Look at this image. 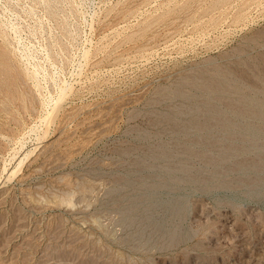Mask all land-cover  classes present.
<instances>
[{
  "label": "rangeland",
  "instance_id": "374dc122",
  "mask_svg": "<svg viewBox=\"0 0 264 264\" xmlns=\"http://www.w3.org/2000/svg\"><path fill=\"white\" fill-rule=\"evenodd\" d=\"M0 264H264V0H0Z\"/></svg>",
  "mask_w": 264,
  "mask_h": 264
}]
</instances>
